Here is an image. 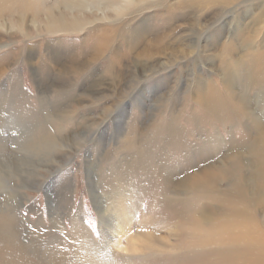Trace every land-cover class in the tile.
<instances>
[{"label":"rangeland","instance_id":"1","mask_svg":"<svg viewBox=\"0 0 264 264\" xmlns=\"http://www.w3.org/2000/svg\"><path fill=\"white\" fill-rule=\"evenodd\" d=\"M260 127L264 0H0V264L264 251Z\"/></svg>","mask_w":264,"mask_h":264},{"label":"bare ground","instance_id":"2","mask_svg":"<svg viewBox=\"0 0 264 264\" xmlns=\"http://www.w3.org/2000/svg\"><path fill=\"white\" fill-rule=\"evenodd\" d=\"M37 13V12H36ZM48 14L49 15H47L48 17H47V20L48 21H57V23H59V24H61V26H64V25H66V23H67V21L64 19V13H58L56 16L55 15H53V13H52V11L49 9V12H48ZM34 15V14H33ZM36 15V14H35ZM34 15V16H35ZM38 16V15H37ZM75 20L76 19H74L73 21H71V22H73L74 24H76L77 22H75ZM59 21V22H58ZM64 24V25H63ZM231 80V79H230ZM233 84V83H232ZM241 94V93H240ZM243 94V93H242ZM243 96V95H242ZM242 99V98H241ZM248 107V106H247ZM250 109V108H249ZM248 111V110H247ZM247 113V112H246ZM249 113V112H248ZM252 114V113H251ZM255 116V115H254ZM251 117V116H250ZM256 117V116H255ZM254 117V118H255ZM252 118V117H251ZM257 125H258V123H257ZM26 135L29 137V133L27 132V130H26ZM260 133H261V135H262V137H263V139H264V129L263 128H261L260 127ZM25 135V134H24ZM19 136V135H18ZM20 137V136H19ZM22 138H23V136H22ZM60 141H61V143L64 141H62L60 138H58ZM18 140H19V138H18ZM21 140V139H20ZM23 140V139H22ZM25 140V139H24ZM29 140V139H28ZM27 141V140H26ZM45 141V140H44ZM19 142V141H18ZM28 142H33V140H29ZM49 142H50V140H47V143L49 144ZM64 143V142H63ZM62 143V145H64ZM26 146H27V144H26ZM40 146V145H39ZM65 146V145H64ZM18 147H19V145H18ZM33 150V149H32ZM35 150V149H34ZM23 151V150H22ZM48 151V150H47ZM30 152V151H29ZM26 153V152H25ZM17 154V153H16ZM47 154V153H46ZM16 156V155H15ZM47 156L49 157V159H47L46 161H43V159H41L40 160V158L37 160L38 161V166H35L34 165V163H30L28 166H30V167H28L27 166V168L26 169H30L29 170V172L27 171V174L26 175H28L29 177H33L34 176V174H31L30 173V171H34V170H36L37 168H40V165L41 166H47V165H49V163H52V162H54V159L52 158L53 156H52V154H51V150H50V152H48V154H47ZM234 156V155H233ZM25 157V156H24ZM9 158V157H8ZM7 158V159H8ZM45 158V157H44ZM4 159V158H3ZM15 159V158H14ZM21 159H22V157H21ZM29 159V158H28ZM16 160V159H15ZM1 161L2 160H0V182L1 183H6V185L9 183V182H7V178L5 177L6 175H8L9 173H11V172H14V170L15 171H19L18 169H15V167H13V169H12V167H10V166H8V164L6 165V164H3V163H1ZM10 160H8V162H9ZM28 161V160H27ZM30 161V160H29ZM45 162V163H44ZM262 163V162H261ZM20 164V163H19ZM10 165H11V163H10ZM240 167V166H239ZM209 168V167H208ZM20 169V168H19ZM32 169V170H31ZM242 169V168H241ZM21 170H22V168H21ZM24 171V170H23ZM26 172V171H25ZM259 173L262 175V183H264V163L262 164V166H261V168H260V171H259ZM259 173H258V175H259ZM227 174V173H226ZM191 176V175H190ZM252 176V175H251ZM182 177V176H181ZM212 177V176H211ZM170 178V177H169ZM242 178V177H241ZM209 179V178H208ZM243 180H245V179H243ZM246 181V180H245ZM261 181V180H260ZM239 182V181H238ZM243 182V181H242ZM246 183H247V181H246ZM260 183V182H259ZM261 183V185L263 186L264 184H262ZM244 184V183H243ZM2 185V184H1ZM0 185V186H1ZM4 186V185H3ZM240 186V185H239ZM25 187V186H24ZM264 187V186H263ZM234 193V192H233ZM256 193H259V192H256ZM235 195H236V193H235ZM239 196V195H238ZM214 198V197H213ZM239 198V197H238ZM211 200V199H210ZM238 201V200H237ZM225 202V201H224ZM14 203V202H13ZM4 205V204H3ZM222 205H224V204H222ZM3 207V206H2ZM231 212H232V214L234 215V217H235V220L236 221H238V222H240L241 224H242V226L240 227V229L238 230V232H237V234L236 235H238V236H243V237H247V236H252V237H254V238H257V236H261L262 235V233L260 232V230H259V228H258V226H257V224H255V222L252 220V219H250L249 217L247 218V216H246V212L243 210V209H241V208H239L238 206H236V205H232L231 207ZM5 209H6V217H5V220L3 221L4 223H5V225H7L9 228H13V225L18 221L17 219H19V217L18 216H15V214L13 213L14 212V210H13V208H12V205H11V203H10V200H8L7 201V204H6V208H4V211H5ZM227 209V208H226ZM224 213H226V212H224ZM193 218V217H192ZM3 219V218H2ZM18 228V227H17ZM79 228V227H78ZM14 230H16V229H14ZM20 230V229H19ZM227 230V229H226ZM233 230V229H232ZM20 232H21V230H20ZM230 232H231V230H230ZM11 233V232H10ZM14 233V232H13ZM230 234V233H229ZM15 236V235H14ZM230 236V235H229ZM80 237V236H79ZM242 237V238H243ZM238 238V237H237ZM6 240V239H5ZM9 241V240H8ZM15 241V240H14ZM14 243V242H13ZM41 245V244H40ZM20 248V247H19ZM23 248V247H22ZM237 248V247H236ZM223 251V250H222ZM86 252V251H85ZM245 252V251H244ZM88 253V252H87ZM86 253V254H87ZM46 254V253H45ZM226 258H225V261L227 262V264H264V251H258L257 253H251V254H248V252L247 253H244V254H242L241 253V251L240 252H236V251H231V252H229L226 256H225ZM240 258H244L243 260H241ZM15 259V258H14ZM51 259V258H50ZM49 259V260H50ZM242 262H244V263H242Z\"/></svg>","mask_w":264,"mask_h":264}]
</instances>
